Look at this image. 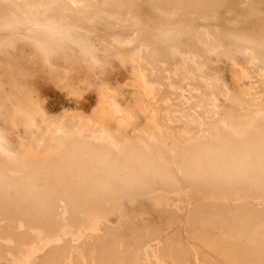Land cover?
Listing matches in <instances>:
<instances>
[{
	"label": "rangeland",
	"instance_id": "obj_1",
	"mask_svg": "<svg viewBox=\"0 0 264 264\" xmlns=\"http://www.w3.org/2000/svg\"><path fill=\"white\" fill-rule=\"evenodd\" d=\"M57 1L62 8L72 10L69 1ZM263 2L86 0L81 10L90 25L88 21L70 22L76 27L69 35L73 45L70 39H60L56 45H50L52 52L48 50L45 59L35 53L25 30L12 32L7 27L9 21L0 22V137L4 140L0 171L6 166V155L53 158L63 145L87 141L95 135L100 137L99 143L110 145L112 154L122 145L142 143L152 158L159 159V155L176 172L181 157L190 149L255 135L264 128V52L256 51L252 57L241 54V46L230 36L246 29L232 26L227 19L233 15L244 22L262 17L258 26L264 28ZM141 4L166 16L174 15L169 31L154 34L144 26L148 19L143 18L141 25H136V21L130 29H115L120 37L136 29L141 32L136 40L129 45L112 43L107 37L114 28H106L103 21L97 20L96 13L108 11L124 21ZM92 19L96 20L90 22ZM199 30L208 35V45L196 41ZM10 40H15L13 47L7 46ZM85 44L98 52H85ZM77 127H84L85 133L79 136L74 132ZM104 130L108 132L105 135ZM43 182H36V187L42 188ZM198 207L203 208L201 202L177 214L170 229L158 211L138 215L133 206L123 205V216L117 223L116 218H111L112 224H97L94 232L83 233L78 245L60 235L58 245L84 251L88 264L92 260L87 250L94 248L91 254L97 258L111 240L128 258L138 255L140 264H224L203 245L202 240L207 239L222 242L232 236L239 243L234 244L237 253L251 247L246 232L232 224L231 215L224 226L189 223L190 213ZM209 209L215 221L218 216L212 207ZM15 219L16 212L11 207L6 221L0 217V236L11 232L15 239L22 237L16 228L26 220ZM258 224L259 231L254 230ZM262 227L261 222L251 223L249 231L260 232ZM234 234L237 240L233 239ZM242 244L244 248L247 245L243 250ZM0 245L5 247L3 242ZM3 246L0 247L6 249L0 252V264H45L50 252L22 251L23 254L16 255L9 246ZM177 246L183 252L180 256ZM247 251L249 264H264V248L262 253Z\"/></svg>",
	"mask_w": 264,
	"mask_h": 264
},
{
	"label": "bare ground",
	"instance_id": "obj_2",
	"mask_svg": "<svg viewBox=\"0 0 264 264\" xmlns=\"http://www.w3.org/2000/svg\"><path fill=\"white\" fill-rule=\"evenodd\" d=\"M66 1H69L72 10L62 8L57 0H0V22H7L15 15L35 13L41 18H55L64 26L67 25L69 28L65 27L61 37L33 36L25 32V37H29L35 53L45 59L47 51L51 50L50 45H56V41L58 43L60 39L67 41L70 39L72 28H76L70 22L81 24L89 20L81 10L86 0ZM141 14H144V17H141ZM96 17L97 20L104 22L106 28H114L112 29L114 32L108 34L107 38L118 46L129 45L132 40H136L134 38H137L139 31L136 29L132 32L124 31L125 35L120 37L115 29H130L136 21H139L136 23L138 25L140 19L146 18L148 22L144 26L157 34L168 32L170 24L174 21V15L166 16L145 4L136 6L124 21H119L108 11L98 12ZM203 19L202 17L200 21ZM94 20L96 19L90 22ZM227 20L234 27L246 29L241 34L230 36L233 42L241 46V51L239 50L241 54L252 57L256 51L264 52V28L258 26L263 20L262 17L242 22L232 15ZM252 25L255 28L250 29ZM121 33L123 34V31ZM195 38L200 44H209L208 35L204 31L199 30ZM223 38L227 40V37ZM82 40L81 44L84 42ZM70 43H73L72 40ZM88 46L85 52L92 53L93 49ZM48 65L50 66V63ZM74 132L81 136L85 133V128L77 127ZM107 133L104 130L102 134ZM98 138L100 139L91 135L87 141H72L67 143L66 147L63 144L59 145L62 147L55 152L53 158L38 159L33 154L20 158L6 155V166L0 171V217L2 220L7 219L13 207L17 220L26 221L24 225L16 228L20 231L17 234L22 236L19 239L17 237L18 240L10 235L11 232L4 235L5 230L1 229L3 236H0V242H3L5 247L9 246L16 255L23 254L24 251L25 254H34L49 250L45 264H88L89 259H85L84 251L75 250L70 246L59 248V236L63 235L71 243L78 245L83 233L94 232L97 224L102 222L112 224L111 218H116L117 223L123 216L120 209L123 205L133 206L134 212L138 215L158 211L171 229L177 214L201 202L203 208L198 207L190 213L189 223L210 226L215 223L224 226L226 218L231 215L232 224L241 227L246 232V237L250 239L251 247L248 249L251 254L262 253L264 228L262 227L260 232H251L249 226L255 222H261L264 226V128L249 137L224 140L218 146L190 149L181 157L176 172L173 168L167 167L164 158L159 155V159L152 158L151 152L142 143L122 145L116 149L115 154H112L110 145L99 143ZM39 180L44 182L43 187L38 189L35 183ZM177 203L182 205L177 206ZM209 207H212L218 216L215 221L211 219L212 212ZM257 227L261 226L251 229L258 230ZM235 235L233 239L237 238ZM202 241L203 245L214 251L224 264L250 263L248 249H245L247 245L244 248L242 244L243 248L241 247L247 253L244 251L237 253L235 251L237 245L234 247L237 241H233L232 236L222 242L215 239ZM57 249L58 251H55ZM1 250L3 248L0 252ZM87 251L92 264L141 262L138 255L128 258L114 240H111L107 247L101 248L97 258L91 254L95 252L94 248ZM176 252L177 256L183 253L180 246L176 247Z\"/></svg>",
	"mask_w": 264,
	"mask_h": 264
},
{
	"label": "clouds",
	"instance_id": "obj_3",
	"mask_svg": "<svg viewBox=\"0 0 264 264\" xmlns=\"http://www.w3.org/2000/svg\"><path fill=\"white\" fill-rule=\"evenodd\" d=\"M8 30L16 32L20 29L25 30L33 36L46 35L48 37H61L65 32V26L55 18H41L35 13L25 15H15L9 19ZM15 40L7 42L8 47H13ZM4 140L0 137V152L4 151Z\"/></svg>",
	"mask_w": 264,
	"mask_h": 264
}]
</instances>
